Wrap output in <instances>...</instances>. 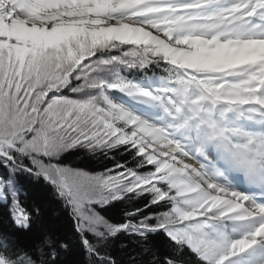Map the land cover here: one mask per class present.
Wrapping results in <instances>:
<instances>
[{"label":"snow or ice","instance_id":"6c2138e0","mask_svg":"<svg viewBox=\"0 0 264 264\" xmlns=\"http://www.w3.org/2000/svg\"><path fill=\"white\" fill-rule=\"evenodd\" d=\"M72 251L264 264V0H0V264Z\"/></svg>","mask_w":264,"mask_h":264},{"label":"trees","instance_id":"16d2710c","mask_svg":"<svg viewBox=\"0 0 264 264\" xmlns=\"http://www.w3.org/2000/svg\"><path fill=\"white\" fill-rule=\"evenodd\" d=\"M101 163H104V162L102 161ZM36 194L37 195L41 194L39 189L36 190ZM52 210H55V208H53ZM76 259H77L76 253L75 251H72L67 255L65 264H76Z\"/></svg>","mask_w":264,"mask_h":264}]
</instances>
